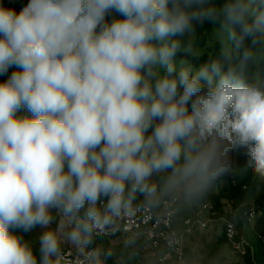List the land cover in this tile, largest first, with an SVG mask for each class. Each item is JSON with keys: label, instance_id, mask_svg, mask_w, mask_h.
<instances>
[{"label": "clouds", "instance_id": "9594fccd", "mask_svg": "<svg viewBox=\"0 0 264 264\" xmlns=\"http://www.w3.org/2000/svg\"><path fill=\"white\" fill-rule=\"evenodd\" d=\"M206 22L231 42L223 60L178 61L180 38ZM261 43L264 0L0 4V76L17 69L0 81V264H56L53 209L81 246L137 195H207L236 146L264 180V87L231 64ZM37 227L39 258L17 232Z\"/></svg>", "mask_w": 264, "mask_h": 264}, {"label": "trees", "instance_id": "16d2710c", "mask_svg": "<svg viewBox=\"0 0 264 264\" xmlns=\"http://www.w3.org/2000/svg\"><path fill=\"white\" fill-rule=\"evenodd\" d=\"M28 2L29 0H0V4L5 8L13 9L17 13ZM213 2L219 3L223 0H213ZM251 2L253 7H260L262 4V0H251ZM111 18L112 16L108 17L109 20ZM219 30L221 29L218 25L208 22L195 25L192 32L180 38L184 47L190 51H182L178 54L177 60H186L194 68L212 60H223L224 45L215 38ZM254 51V61L243 65H241L240 53L233 51L231 64L236 66L237 74L241 78L258 82L264 87V43L258 44ZM15 70L17 69L10 68L7 75L0 76V81H4ZM249 159L246 148L234 147L231 152V166L228 169L231 170L230 176H221L216 186L207 195L184 194L179 198L180 212L175 229L180 230L183 221L196 218L194 216L201 212L200 207L211 204L219 217L228 218L236 225L238 238L243 237L249 242L246 255L241 256L245 264H264V180L259 179L253 169L248 166ZM157 180L160 182L161 177L157 176ZM133 202L149 204L140 195H137ZM251 213H254L253 219L250 218ZM202 214H208V212L204 209ZM222 227L221 237L218 238L212 250L213 259L205 264H214L217 261L219 264H227L222 250L223 247L229 245V241L223 224ZM38 228L27 233L22 230H17V232L32 244L39 258V243L35 235ZM121 238V236L113 239L92 237L89 248L101 253L100 259L103 264H161L158 255L151 251L147 242L135 239L134 243H118L117 241ZM108 252L111 255L106 257L104 254ZM190 253L189 247H186L185 263L191 262Z\"/></svg>", "mask_w": 264, "mask_h": 264}, {"label": "built area", "instance_id": "2783aa9c", "mask_svg": "<svg viewBox=\"0 0 264 264\" xmlns=\"http://www.w3.org/2000/svg\"><path fill=\"white\" fill-rule=\"evenodd\" d=\"M102 204L103 201L101 206ZM204 209L209 215L207 220L197 217L187 219L183 221L181 229L176 230L175 224L180 212L178 200L163 208L132 202L129 209L122 212L119 217H114L103 231L94 232L92 237L113 239L130 236L147 242L151 251L158 255L161 264L182 263L188 238L196 230H205L212 223L219 222L226 228L229 245L241 256L246 255L249 242L243 237L238 238L236 225L228 218L219 217L211 204L200 207L201 214ZM57 213L60 230L68 244L60 251L56 264H94L92 254L95 250L90 249L89 244L81 246L73 244L68 237L71 226L58 211ZM250 218H254V213L250 214Z\"/></svg>", "mask_w": 264, "mask_h": 264}, {"label": "rangeland", "instance_id": "374dc122", "mask_svg": "<svg viewBox=\"0 0 264 264\" xmlns=\"http://www.w3.org/2000/svg\"><path fill=\"white\" fill-rule=\"evenodd\" d=\"M215 38L222 42L224 45V50L231 48V42L227 40L226 34L223 33L221 30L216 32ZM8 78V76L5 78V80ZM20 115L27 114L26 110H21ZM231 175V170H227L222 176L228 177ZM153 180L157 183V176L153 177ZM185 193H179V194H170V195H164L160 197L158 202L156 203H149L150 205H155L158 208H163L172 203L173 201L178 200L181 198ZM164 197V198H163ZM162 199V200H161ZM208 214H201L200 212L197 213L194 217L202 218L204 220L208 219ZM52 221L49 225V228L52 230L61 229L60 228V221L58 213L55 209L52 210ZM222 224L219 222L212 223L207 229L205 230H196L187 240L186 247H189L192 256L190 263H173V264H205L210 262V260L213 259L212 250L214 247V244L219 240L218 238L221 237V230H222ZM46 229L38 228L36 230V240L38 241V237L41 234V232L45 231ZM61 238V250L68 244L65 240L61 230L58 232ZM118 243H134L135 239H133L130 236H122L120 240L117 241ZM216 246V245H215ZM147 250V249H146ZM222 255L226 257V263L227 264H245L244 259L241 257V255L235 251L230 245H227L223 247Z\"/></svg>", "mask_w": 264, "mask_h": 264}]
</instances>
